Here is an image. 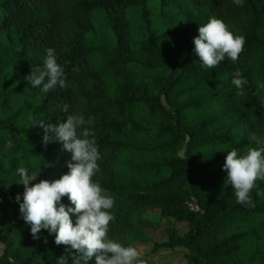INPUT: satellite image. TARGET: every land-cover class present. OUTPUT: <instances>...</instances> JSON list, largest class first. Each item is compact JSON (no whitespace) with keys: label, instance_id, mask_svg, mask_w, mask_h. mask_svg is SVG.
Returning a JSON list of instances; mask_svg holds the SVG:
<instances>
[{"label":"trees","instance_id":"obj_1","mask_svg":"<svg viewBox=\"0 0 264 264\" xmlns=\"http://www.w3.org/2000/svg\"><path fill=\"white\" fill-rule=\"evenodd\" d=\"M212 17L246 43L237 61L206 69L193 41ZM2 32L0 264L66 254L47 230L33 239L15 197L19 167L38 174L33 183L67 173L70 153L54 137L45 144L35 124L69 114L94 118L85 126L100 153L93 179L115 199L111 239L148 246L149 258L180 253L177 264H264V181L254 206L240 204L223 170L227 152L256 146L252 133L264 139V0H0ZM49 48L67 80L44 93L26 77L44 69ZM236 70L243 89L232 84Z\"/></svg>","mask_w":264,"mask_h":264},{"label":"clouds","instance_id":"obj_2","mask_svg":"<svg viewBox=\"0 0 264 264\" xmlns=\"http://www.w3.org/2000/svg\"><path fill=\"white\" fill-rule=\"evenodd\" d=\"M234 3L241 6L243 0H234ZM193 42L195 54L204 68L214 69L225 58L237 61L246 37L234 34L222 19L212 17L199 26ZM46 52L44 69L33 70L26 77L33 87L44 93L56 86L66 87L67 80L55 50L49 48ZM232 84L237 89L247 84L239 70L235 71ZM68 108L69 105H63V111L67 112ZM93 121L94 118L85 119L82 114H69L60 123L41 120L35 124L44 129L43 142L47 144L54 137L62 143L63 150L70 153V160L66 161L67 173L53 181L41 179L33 183L38 174L30 175L25 167L17 169L20 178L17 184L23 185L22 200L21 194L15 197L20 216L30 225L33 239H40L41 231L47 230L55 234L57 246H65L66 254L57 258V264H88L93 259L95 264H145L135 246H124L109 237V225L115 219L111 211L115 199L93 179L100 171V153L94 131L85 126ZM249 140L256 146L249 147L246 154H240L235 148L227 152L223 170L236 201L254 206L251 192L257 181H264V139L252 133ZM65 196L72 207L62 203Z\"/></svg>","mask_w":264,"mask_h":264},{"label":"rangeland","instance_id":"obj_3","mask_svg":"<svg viewBox=\"0 0 264 264\" xmlns=\"http://www.w3.org/2000/svg\"><path fill=\"white\" fill-rule=\"evenodd\" d=\"M5 36H6V33L2 32L0 34V39L5 40ZM15 145H16V140L14 138H12L9 141V143H7V145L4 147L2 152L8 153L12 149H14ZM152 237L154 238L155 241H158V242H161L166 238V236L161 231L153 232ZM136 248L140 252L141 259H143L146 264H162L163 262L167 261L168 259H174L176 264L180 263V260L178 259V255L180 253H175V254L174 253L173 254L166 253V254H163L161 256H155V257L149 258V257H147L146 254L149 252L150 247L145 246V245H139Z\"/></svg>","mask_w":264,"mask_h":264}]
</instances>
